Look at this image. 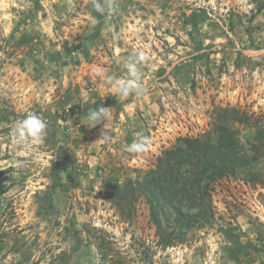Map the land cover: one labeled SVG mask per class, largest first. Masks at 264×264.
Wrapping results in <instances>:
<instances>
[{
  "label": "rangeland",
  "instance_id": "1",
  "mask_svg": "<svg viewBox=\"0 0 264 264\" xmlns=\"http://www.w3.org/2000/svg\"><path fill=\"white\" fill-rule=\"evenodd\" d=\"M31 115L42 141L14 146ZM223 123L242 161L207 223L164 246L142 196L120 214L113 189ZM0 264H264V0H0Z\"/></svg>",
  "mask_w": 264,
  "mask_h": 264
},
{
  "label": "trees",
  "instance_id": "2",
  "mask_svg": "<svg viewBox=\"0 0 264 264\" xmlns=\"http://www.w3.org/2000/svg\"><path fill=\"white\" fill-rule=\"evenodd\" d=\"M87 7L100 22L102 15L95 3L90 2ZM75 109L79 106L70 109L72 115ZM202 138L177 139L174 146L162 152L154 169L145 172L141 179L128 180L113 189V203L121 215L124 203L130 208L138 196L144 198L149 221L164 246L181 243L188 231L202 227L213 217L212 183L234 176L236 165L242 161L227 124L218 126L214 139L207 134Z\"/></svg>",
  "mask_w": 264,
  "mask_h": 264
},
{
  "label": "clouds",
  "instance_id": "3",
  "mask_svg": "<svg viewBox=\"0 0 264 264\" xmlns=\"http://www.w3.org/2000/svg\"><path fill=\"white\" fill-rule=\"evenodd\" d=\"M97 10H101V6L99 4H95ZM109 9L113 8L111 2L108 4ZM139 60H144L145 56L143 53H140ZM130 71H132L133 75L136 76V79L130 81L128 83H120L115 84L116 92L120 96L127 97L130 92H135L137 95L141 94L143 91L142 85L140 84L139 76L135 70V64L129 65ZM110 114V109L108 108H99L98 110L91 111L87 120L91 127H94L97 124H100L102 120H106V118ZM46 128L45 123L36 115H31L26 117L23 120H20L15 123L13 129L10 132V142L16 146L20 144H24L27 146V141L31 140L33 143L41 142L43 139V133ZM102 139H109V135L105 132H101ZM150 140L148 137L140 135L138 139L134 141L130 146L129 150L132 152H143L146 150Z\"/></svg>",
  "mask_w": 264,
  "mask_h": 264
}]
</instances>
